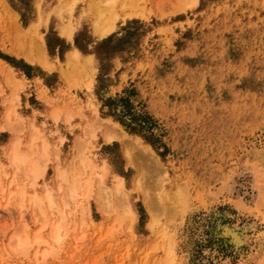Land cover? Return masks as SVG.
Masks as SVG:
<instances>
[{
  "label": "rangeland",
  "instance_id": "374dc122",
  "mask_svg": "<svg viewBox=\"0 0 264 264\" xmlns=\"http://www.w3.org/2000/svg\"><path fill=\"white\" fill-rule=\"evenodd\" d=\"M113 1L0 0V264H264V0Z\"/></svg>",
  "mask_w": 264,
  "mask_h": 264
},
{
  "label": "bare ground",
  "instance_id": "6f19581e",
  "mask_svg": "<svg viewBox=\"0 0 264 264\" xmlns=\"http://www.w3.org/2000/svg\"><path fill=\"white\" fill-rule=\"evenodd\" d=\"M94 1V0H93ZM102 2V1H101ZM100 1H99V3L95 0V3H94V5H92V7H93V9H94V19L92 20V29L94 30V31H96V32H98L100 35H103V34H106V33H108L111 29H112V27H113V20H111V21H108V19H103L105 16H106V14H109L111 11H112V9H114V6L112 5L113 4V2H115V1H113V0H103V3H101ZM124 2H125V0H124ZM123 1H122V7H124V8H126V9H124V11L122 12V14H123V16L124 17H126V16H130V15H133L134 14V11H135V8H134V5H133V3H134V0H126V3H124ZM93 4V3H92ZM7 8V7H6ZM114 10H116V9H114ZM93 11V10H92ZM11 12V11H10ZM117 13L118 12H115L114 11V15L112 14V17L113 16H116V17H118L119 15H117ZM91 15H92V13H91ZM112 17H110V18H112ZM108 18V17H107ZM109 18V19H110ZM31 26V25H30ZM29 26V27H30ZM34 27V26H33ZM60 31H62L64 34H66V36L69 38V39H71V37H72V29H70V28H61L60 29ZM61 33V32H60ZM27 36V34H23V36H24V38ZM28 35H30V36H28V38H31V34H29L28 33ZM27 38V37H26ZM40 38V37H39ZM42 39V38H41ZM31 41H32V39H31ZM33 42H34V39H33ZM32 42V43H33ZM38 44L36 45V43L34 44L35 46H36V48H37V52L38 53H40V56H39V54H35V55H38V57L36 56H34V58H33V56L31 55L32 54V52L33 51H36L34 48H32V49H34L33 51L31 50V48H30V50H25V52H24V50L22 49V48H17V49H22V51L24 52L23 54H24V56L23 57H25L29 62H31V63H41V64H43V65H45V63H47L46 62V58H47V55H46V53H45V50H44V44H43V42H42V40H39V42H37ZM32 44V46L34 47V45ZM28 45H29V40H28ZM30 46V45H29ZM31 47V46H30ZM28 48V47H27ZM12 50V49H11ZM20 50H18L19 52H20ZM14 51V50H13ZM36 52V53H37ZM15 53H16V51H15ZM18 53V52H17ZM16 53V54H17ZM22 53V52H21ZM19 54V53H18ZM22 54V55H23ZM79 55H80V51H78L76 48H73L72 50H70L69 52H68V54H67V63H69L71 60H77L78 59V57H79ZM6 65H7V63H6ZM43 65H41L42 67H43ZM48 65V64H47ZM48 67V66H47ZM46 67V65H45V68H47ZM11 68V67H10ZM44 68V67H43ZM48 69V68H47ZM21 73V72H20ZM22 74V73H21ZM8 114V113H7ZM132 143H134V142H132ZM46 143L45 142H43V148H45L46 149ZM129 146H130V144H129ZM10 148H11V150H12V160L14 161V166H15V164L16 165H20L21 166V164L20 163H22L23 165L22 166H24L25 164H28L27 166H29L30 167V170H31V172H32V174H34V176L33 177H37L38 175H40L41 174V172H42V169H44V167H42V169L39 167V165L37 164V163H39V162H35L36 160H30L29 158H28V156H29V154H27L26 152H23V151H20L19 150V146H18V143H16V142H14V143H12V147L10 146ZM128 148V147H127ZM136 148V147H135ZM141 150V149H140ZM28 152V151H27ZM30 152V151H29ZM138 154V153H137ZM142 154V153H141ZM9 155H10V153H9ZM129 156V155H128ZM90 157V156H89ZM88 158V157H87ZM12 161V162H13ZM84 161V160H83ZM155 161V160H154ZM82 162V161H81ZM88 162H89V164H91L92 163V161L90 160V159H88ZM83 163V162H82ZM10 164V163H9ZM80 165H81V163H79ZM150 164H153V162H150ZM11 165V164H10ZM145 165H147L146 163H145ZM42 166V165H41ZM152 166V165H151ZM17 167V166H16ZM74 167V166H73ZM146 167V166H145ZM148 167V166H147ZM150 167V166H149ZM148 167V169H150ZM152 168V167H151ZM17 169H19V167H17ZM58 169V168H57ZM72 169V168H71ZM71 169H69L70 171H71ZM59 170V173H56L57 174V176H59L60 175V178H62L66 183H69V190H67L68 192H69V195L70 196H73L74 194H75V192H76V188H77V185H76V183L74 182V181H76L77 179V176H79L78 174H80V173H78L77 171H76V173H78L77 175H74L73 177H75L76 176V178H73V177H70V179L71 180H68V177H67V174L68 173H66V172H69V171H66L65 172V170H62L61 172H60V170L61 169H58ZM155 170V169H154ZM146 171V170H145ZM144 171V172H145ZM73 172H74V169L70 172V174L68 175V176H72L73 175ZM139 172V171H138ZM140 172H142V171H140ZM139 172V173H140ZM72 173V174H71ZM59 174V175H58ZM74 174H75V172H74ZM153 175V174H152ZM143 176V175H142ZM73 178V179H72ZM58 180H60V179H58ZM64 181H63V183H64ZM78 181V180H77ZM60 184V183H59ZM31 197H32V200L33 201H35V203L37 202V203H39L38 202V198H37V196H36V194L35 193H32L31 194ZM46 199H47V201H48V205H49V207H50V209L52 210V209H55L57 206H55V204H54V202H53V200H52V198H51V196L47 193L46 194ZM149 200H150V198H149ZM151 204V203H150ZM153 205V204H152ZM155 208V207H154ZM57 209V212H60L61 213V219H64L65 220V217H64V215H63V212L62 211H59V209L58 208H56ZM156 210H157V207L155 208ZM151 210H153V209H151ZM60 218H59V220H60ZM63 220V221H64ZM55 224V223H54ZM58 225H60V223L59 224H57L56 223V225L55 226H52L53 227V235H55V239L57 238V240L56 241H58L59 240V238H58V235H59V230H60V228H59V226ZM61 227V226H60ZM58 228H59V230H58ZM227 232V231H226ZM229 233V232H228ZM60 237V236H59ZM36 238H38V237H36ZM36 238L34 239V240H36ZM21 239H24V240H21ZM31 240H33V239H31ZM31 240L29 241L28 240V236L26 237V238H20L19 236L17 237V239H16V241L18 242V245H20L21 246V248H24V250H26V246H31L29 243L31 242ZM38 241V240H37ZM37 241H33V242H37ZM31 244H32V242H31ZM27 249H28V247H27Z\"/></svg>",
  "mask_w": 264,
  "mask_h": 264
},
{
  "label": "trees",
  "instance_id": "16d2710c",
  "mask_svg": "<svg viewBox=\"0 0 264 264\" xmlns=\"http://www.w3.org/2000/svg\"><path fill=\"white\" fill-rule=\"evenodd\" d=\"M119 101L124 102L125 100L124 99H120ZM126 112H129V111H126ZM124 114H126V113L125 112L124 113H121V115H124Z\"/></svg>",
  "mask_w": 264,
  "mask_h": 264
}]
</instances>
